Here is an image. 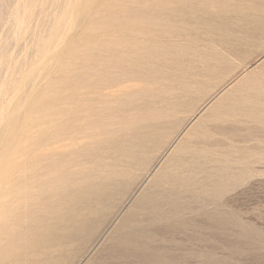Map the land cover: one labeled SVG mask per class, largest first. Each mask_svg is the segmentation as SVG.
<instances>
[{
	"label": "rangeland",
	"instance_id": "1",
	"mask_svg": "<svg viewBox=\"0 0 264 264\" xmlns=\"http://www.w3.org/2000/svg\"><path fill=\"white\" fill-rule=\"evenodd\" d=\"M259 4H264V0H0V264H91L102 254L104 257L109 255L107 246L111 236L125 216L131 210L138 209L135 204L165 163L166 158H162L171 142L188 124L191 125L209 112L246 75L260 72L264 65V12L255 8ZM257 28L262 31L257 32ZM236 35L246 37L241 50L248 49L245 50L247 52L244 58L239 57L241 48L238 51L230 47L233 42H230V38ZM164 49L171 53L153 58L154 60L145 59L152 51ZM202 53L207 58H211L210 54L226 57L228 64H224L232 65L233 71L221 75V79L217 77L218 80L215 78V81H211V76L219 74L223 63H217L216 71L207 75L204 73L207 65L201 60ZM211 63L214 64L215 61L212 60ZM147 75L157 81L148 79ZM137 76L142 81L124 82L122 87L117 88L116 93L120 97L115 91V97L113 92H101L107 94L105 99L100 92L97 93L104 81ZM151 80L154 85L153 82L150 83ZM146 85L154 87L151 90L153 95L149 93V87L147 93L144 91L147 89ZM206 85L210 86L205 87ZM199 87L201 90L196 89ZM133 89L139 91H136L137 95ZM73 93H78L80 100L79 97L72 98L76 97ZM116 95L122 100H118ZM115 98L118 108L113 104ZM62 101H65L64 104H61ZM78 101L83 104L84 109L89 110L93 106L98 112L123 110L127 115L132 114V117H136L135 112H140L147 106L157 108L166 105L176 107L181 112L161 118L166 133L158 141L163 146L149 145L142 154L144 162L142 159L140 162L132 160L138 165L128 167L129 170L124 171L123 168L131 158L122 152L138 149L135 137L139 140L140 137L148 138L154 134L155 127L151 122L153 117L131 125H112L106 136L88 139L80 146L68 149L66 152L71 157L66 152L64 155L60 154V157H41V140L52 137L61 121L56 112L61 108L74 112L73 104ZM126 105L131 108L128 107L131 112L136 111L129 113ZM80 114L83 112L76 113L73 119H78ZM225 117L227 121L232 120L230 116ZM54 121L58 123L55 125ZM78 123L76 120L72 122L73 125ZM109 135L111 137H107ZM251 142L249 144L264 147V142L260 139ZM124 146L129 148L124 149ZM238 146L245 145L239 143ZM171 153L173 152L168 154ZM260 155L256 154L251 159L257 160ZM50 159L52 162L55 159L54 162L64 160L65 164H69L68 167L71 162H77L68 168L70 176L66 175V183L56 193H50V187H46L51 184L45 180V171L39 164V161L48 162ZM262 160L249 164V168L255 170L248 168L246 180L227 186L219 198H211L202 209V212L211 213L214 209L221 208L223 215H235L234 218L241 224L237 221V230L241 226V229L244 226L249 229L250 237H242L241 229L236 231L235 239L238 242L233 247L235 249H232V255L224 247L218 250L216 255L222 259L219 264H264ZM72 167L75 169L72 170ZM75 171H81L79 173L82 175ZM111 171L126 174L108 173ZM233 171L239 173L236 169ZM116 178L120 185L115 182ZM106 187L111 189L107 191ZM91 208L95 210L92 213L95 217L90 215L93 220L90 231L94 232L89 236L91 232H80L78 229L82 217L90 214Z\"/></svg>",
	"mask_w": 264,
	"mask_h": 264
},
{
	"label": "bare ground",
	"instance_id": "2",
	"mask_svg": "<svg viewBox=\"0 0 264 264\" xmlns=\"http://www.w3.org/2000/svg\"><path fill=\"white\" fill-rule=\"evenodd\" d=\"M255 8L259 11L264 12V4H262V5L259 4ZM259 29L257 28V32L260 31ZM257 32H256V34H257ZM249 34L251 35V33H249ZM259 34H261V33H259ZM230 39H231L230 42L233 40V42L231 43V46H230V47H232V50L238 49V51H239V49L241 48L240 49V51H241L242 46L244 48V45L246 42L245 36L240 37V36L236 35V37H232ZM227 40H229V39H227ZM224 42H226V41H224ZM256 43H257V41H256ZM245 50L243 49V51H241V53H239L240 58L246 57L247 51L245 52ZM149 52H151V51H149ZM170 53L171 52L168 49H166V50L164 49L162 51L154 50L151 53H149L145 57V59L146 60H150L153 58L156 59V57H161V56H164L163 54H170ZM202 54H201L202 55L201 60L204 63H206V65H207V67H206L207 69H206V71L204 70L205 71L204 73H207V75L213 74V72L216 71V69L218 68L216 66L217 63H219V65H220L222 63L224 64V62H227V64H228V61H226V57L216 56V54H210L211 58H207L204 56V53H202ZM212 60L215 61L214 64L211 63ZM139 61H140V59H139ZM223 64H222L221 68L219 67L220 70H219V72L217 71L219 73L217 76L216 75L211 76V78L207 76L208 78L211 79V81H213V80L215 81L217 79V77H220V79H221V77H222L221 75L224 76L225 74H228L231 70L233 71V69H231L232 65L228 66V65H225V64L223 65ZM109 65H111V64H109ZM151 66H153V65H151ZM215 67H217V68L215 69ZM157 70H159V69H157ZM157 70H155V71H157ZM143 71H144V69H143ZM201 73L204 74L202 71H201ZM123 75H124V72H123ZM205 75L206 74H204L203 76L206 77ZM94 77H95V75H94ZM111 77L112 76H110L109 78H111ZM153 77H155V76H153ZM147 78L149 79L151 77L148 76ZM190 78H192V77L190 76ZM145 79H146V77H145ZM151 79L153 81H157V80H155V78H151ZM158 79H160V78H158ZM194 79H196V76ZM152 80H151V82L150 81L149 82L152 83L153 82ZM128 81L138 83L139 81H142V79L138 78V76H137V77H127V78L125 77V78L117 80V81H108V82L104 81V84L102 86H100L101 88L99 87L101 90H99V91L97 90V93L100 92V94H102L101 96L104 97V98L103 97L102 98L105 99V97H107V94H103L104 92L110 91V93H112V92L114 93V91H115V93H116V92H118V91H116L117 88L122 87L123 83L124 82L127 83ZM193 81H192V83H193ZM198 81H200V80H198ZM219 81H216V82L219 83ZM93 82H92V85H94ZM186 82H188V81H186ZM201 83L202 82H200V84ZM84 84H86V83H84ZM154 84L155 83L153 82V85ZM207 84H209V83H207ZM213 84H215V83H213ZM135 86H136V84H135ZM146 86H147V89H144V91H146V93L149 90L151 91L154 88V87L153 88L149 87L150 85H146ZM209 86L210 85H206L205 87H209ZM95 87H97V86H95ZM136 87H138V86H136ZM148 87H149V90H148ZM188 87H190V89L192 88L191 86H188ZM133 88H134V86H133ZM144 88H145V86H144ZM78 89L79 88L77 86V90ZM96 89H98V88H96ZM196 89L201 90L200 87L196 88ZM133 90H131V91L133 92ZM119 91H121V90H119ZM136 91H138V90H134L135 94H136ZM140 91L143 92L142 89H140ZM101 92H103V93H101ZM110 93H109V95H110ZM115 93H114V97H115ZM149 93H152V91ZM189 93H190V90H189ZM191 93H192V91H191ZM95 94H96V92H95ZM116 94H118V93H116ZM130 94H131V92H130ZM73 95H76V97H72ZM73 95L71 97L74 99L79 97L78 93H75V94L73 93ZM131 95H134V94H131ZM152 95H153V93H152ZM96 96L97 95H95V97ZM118 96H119V94H118ZM118 96H117L118 100L119 99L122 100L121 98H119L120 96L119 97ZM80 98L81 97H79V100H80ZM93 99H95V98H93ZM110 100L111 99H109V101ZM111 101H114V99ZM139 101H141V100H139ZM64 102L65 101H62L61 104H64ZM103 102H104V100H103ZM115 102H117V99H116V101H114V103H113L114 105H115ZM96 103H99V102H96ZM106 104H107V102H106ZM144 104H146V103H144ZM73 105H74V108H73L74 112L71 111L72 113L70 111H67L68 109H64V108H61L60 110L58 109L59 111L56 112L60 116L61 121L59 123L56 122V123H58L57 129L55 130V134L52 137H50V138L45 137L43 139L41 138L42 140H41V144H40V148H39L41 151V157H42V155L45 157H49V156L55 157V155L60 157V154L64 155L65 154L64 152H66L68 149H70L72 147L75 148V146H80V144L82 142H87L88 139H93V138H96L97 136H100V135L102 137L106 136L109 132L110 126H112V125H114V126H115V124H117V125L118 124L119 125L120 124L131 125V124H136L138 121L143 120L144 118L150 119L153 117L154 120H152L151 122H152V125L155 127V130H157L158 132L155 131L152 127V129L154 130L153 131L154 134L152 132H150L152 134L149 135L148 138H141L140 137V139L138 140L136 137H135V139L133 137V139L136 141L135 145L138 148V149L135 148L136 150L133 148L132 150L128 151L127 149L129 148V146H128V148L124 146V149L127 148L126 150L128 152L126 151V152H122V153H124V155H126L127 157L131 158V160L129 159L130 161L127 160L129 162V164L127 163L128 165H126L123 168L124 171L129 170L128 167L138 165L135 161L138 160L137 162H140V160L142 159V154L146 152L147 147L149 145L155 147V145L160 144L161 146H163L162 142L158 141L159 137L162 134L164 135L166 133L164 122L162 121L161 118L167 117L171 113L176 114L178 112H181V111H178V109H176V107H170V106L168 107V106L163 104L164 107L155 108L156 106L155 107L154 106L153 107L147 106L145 109H143L140 112H138V111L135 112L136 111L135 110L134 112L137 115H136V117H134V116L132 117V116H130L132 114H130V115L125 114L126 112L124 113V111L121 110L123 108L120 109L121 111L118 110L116 112L115 111L110 112V110L108 112L106 110L105 111L101 110V112H98V111H96L97 109L95 107H94L95 109L92 108L93 106L89 110L86 108L84 109L83 104H81L79 101ZM123 105H125V104H123ZM89 106H91V105H89ZM115 106L119 107V105H117V103ZM171 106H172V104H171ZM126 107L128 108L129 106L126 105ZM137 109H138V107H137ZM67 112H69V113H67ZM81 112H83V114L82 115L80 114L78 119L77 118L73 119V118H75L76 113L79 114ZM130 112H131V110L129 111V113ZM134 112H131V113H134ZM200 113H201V111H200ZM94 116H97V117H94ZM225 116H230L232 118V120L228 118L229 120L227 121ZM60 119L57 118V120H60ZM75 120L79 122L77 125L72 124V122H75ZM51 121H50V123H51ZM56 123L54 121L55 125H56ZM54 127H56V126H54ZM150 127H151V125H150ZM112 129H113V127H112ZM119 130L121 131L120 128H119ZM139 130L142 131V129H139ZM111 131H113V130H111ZM150 131H152V130H150ZM155 132H157V133H155ZM46 133H44V135ZM114 134L115 133H113V135ZM110 135H111V132H110ZM110 135L107 137L112 136V135L111 136ZM47 136H49V135H47ZM125 137L127 138V136H125ZM125 137H124V140H125ZM128 137H129V135H128ZM113 138H114V136H113ZM179 138H181V139H179ZM255 139H260V140H262V142H264V65L261 67L260 72L248 74L243 79H241L240 83H238V86H235L229 93H226L220 100H218V102L213 105V107L209 110V112L207 111V113L205 115L203 114V116L199 117L194 123L192 122L191 125L188 124L187 127H185L184 129L181 130V132L178 134V136L175 140L172 139L173 141L171 142L172 144L170 145V148H168L166 154L163 155V158H162V159L166 158L165 163L162 165L159 172L156 174L155 179L153 181H151L152 182L151 185L149 184L150 186L148 185L147 188L143 190L142 194L140 195V197L138 198V200L135 204V206L138 209L135 208V209L131 210L125 216V218L121 221V223L118 226V229L115 230V234H113L111 236L110 243H108L109 245L107 246L108 250L106 249L108 251L107 254H109V255L107 257H104L102 254V256L100 255L101 257L97 258L91 264H219V263H221L220 261L222 259H219V257H217V255H216V253L218 252L219 249L221 250L222 247H224L225 249H229V252H231V255H232V249H235L233 247L235 246V243L238 242V241H236L237 238L235 239V233H236V231L238 232L242 227V226L241 227L239 226L240 229L239 230L236 229V225H237L238 220L236 221V219H235L236 217L234 218L235 215L229 216L230 215L229 213H228L229 214L228 216H226L225 213L223 215V213L220 211L221 208H217V207H216L217 209H214V207H213L214 211H212L211 213L205 212V211L202 212V209L206 206L208 201L211 200V198L221 196V194L223 192L222 190L224 188H226L227 186L230 187L231 185H234L237 182L241 183L242 181L246 180L245 175H247V172L251 168V167L249 168V164L252 165L253 162L256 163V162H259L262 159H264V147L249 144V142H251ZM108 140H110V138ZM125 141H127V139ZM239 143H243L245 146L244 147L238 146ZM132 144H131V140H130V145H132ZM160 145H159V147H160ZM84 147H86V146H84ZM85 150H87V149H85ZM122 151H125V150H122ZM68 152H70V151H68ZM169 152H173V153H171V155H170V154H168ZM73 153H71V154H73ZM259 153L261 155H260V157L257 156V160L251 159L253 156H255L256 154H259ZM66 154H68V153L66 152ZM68 157H71V155L68 154ZM78 158L76 159L77 161H78ZM89 159H88V161H89ZM71 160H72V158H71ZM132 160H135V161L131 162ZM46 161L47 160H43L42 162L39 161V164L41 163V165L45 171V174H43L44 178H46L45 180L49 181L51 184V185H47V183H46L45 185H47L46 187H48V188L50 187V191H51L50 193H54V192L56 193L60 189V186L62 184H64V182L66 181V178H67L66 175L70 173L68 168L71 165H73L76 161H74V159H73L74 162L68 161V162H71L69 167H68L69 164L67 165V163L65 164L63 162L64 160L61 162H58V161L52 162L51 159L48 162H46ZM88 161L86 160L85 162H88ZM142 161H143V159H142ZM262 161H264V160H262ZM89 162H91V161H89ZM76 164H77V162H76ZM125 164H126V162H125ZM236 164H238V166H236ZM240 164H241V166H240ZM33 165L35 166L36 164H33ZM78 166H80V165L78 164ZM76 167H77V165H76ZM73 168L75 169V167H72L71 169L73 170ZM132 168H134V167H132ZM35 169H33V170L35 171ZM233 169L238 170L239 173L234 172ZM251 169L255 170V168H251ZM30 170H32V169H30ZM33 170H32V172H33ZM76 170H78V169H76ZM122 170H119V171L122 172ZM81 171H79V172H81ZM93 171L95 172V170H93ZM119 171H111L108 173H110V174L111 173L112 174L117 173L118 175H123L125 173L124 172L122 174H119ZM76 172L77 171H75V173ZM79 172H77L78 175H82ZM42 173H44V172H42ZM84 175H85V173H84ZM86 175H87V173H86ZM39 176H38V178H39ZM68 176H70V174ZM78 177H80V176H78ZM91 177H92V174H91ZM126 180H127V178H126ZM40 181H42V180H40ZM77 181H79V180H77ZM117 181H118V179L116 178L115 182H117ZM117 183H119V182H117ZM121 183H123V182L121 181ZM52 184H54V185H52ZM96 184H95V186H96ZM99 185H100V182H99ZM99 185H97V187ZM108 185H109V183H108ZM119 185H120V183H119ZM27 187H29V186H27ZM31 187L33 188V186H31ZM46 187H45V189H46ZM25 188H26V186H25ZM102 188L104 189L105 187H102ZM40 189L41 188H39V186H38L39 191H40ZM91 189H92V187H91ZM107 189L108 188L106 187V190ZM109 189H111V188L109 187ZM109 189L107 191H109ZM42 192H40V193H42ZM116 192H114V193H116ZM36 195H37V193H36ZM91 209H92L91 213L86 214L81 219V226H79V229H78L80 232L81 231L82 232H84V231L91 232L90 229L92 227V221L93 220H92L90 215H92V213H94V211H95L94 208H91ZM94 215L95 214H93L92 217ZM232 215H233V211H232ZM24 216H25V214H24ZM86 216H88V217H86ZM19 218H20V216H19ZM99 219H100V217H99ZM13 220H15V219H13ZM240 221H241V219H240ZM238 223H239V221H238ZM244 227H246V226H244ZM244 227H243V229H241L242 230L240 232L241 236L242 235L249 236V234H250V233L248 234L249 229H246ZM79 231L78 232L76 231V232L79 234L80 233ZM93 232L89 233V236ZM253 236H254V234H253ZM250 240H251V238H250ZM263 241H264V239H263ZM256 244H254V245H256ZM254 245H252V246H254ZM247 246H249V245H247ZM239 249H240V247H239ZM239 253H241V251ZM234 256H236V255H234ZM65 259H67V258H65ZM225 259H227V258H225ZM227 260H230V259H227ZM223 264H225V263H223Z\"/></svg>",
	"mask_w": 264,
	"mask_h": 264
}]
</instances>
